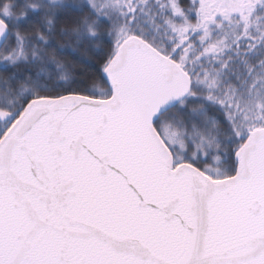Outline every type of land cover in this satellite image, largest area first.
Instances as JSON below:
<instances>
[{"label": "snow or ice", "instance_id": "snow-or-ice-1", "mask_svg": "<svg viewBox=\"0 0 264 264\" xmlns=\"http://www.w3.org/2000/svg\"><path fill=\"white\" fill-rule=\"evenodd\" d=\"M0 264H264V0H0Z\"/></svg>", "mask_w": 264, "mask_h": 264}]
</instances>
